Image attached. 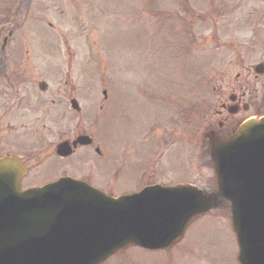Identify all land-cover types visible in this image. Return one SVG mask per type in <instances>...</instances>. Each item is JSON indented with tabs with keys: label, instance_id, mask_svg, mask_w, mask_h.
Masks as SVG:
<instances>
[{
	"label": "rangeland",
	"instance_id": "obj_1",
	"mask_svg": "<svg viewBox=\"0 0 264 264\" xmlns=\"http://www.w3.org/2000/svg\"><path fill=\"white\" fill-rule=\"evenodd\" d=\"M189 9L194 15L198 12L199 15H209L211 12H214L213 15H224L215 21L217 35L214 40L227 46L218 51H227L229 58L233 57V51L239 45L246 43L253 29V20V25L259 24V29H264V22L260 21L264 17H259L264 15V0H0V24L3 25L0 29V46L6 41L4 53L0 52V60L3 59L11 71L17 72L18 77L27 79L25 92L30 100H35V95H41L38 83L45 81L48 87H53L65 77L66 72L61 70L60 65L61 61L67 64L61 55L65 43L62 34L67 36V45L73 52L83 50L86 54L92 47V40H95L101 61L95 65L93 59L92 64L82 67L85 88L89 92L91 83H94L92 81L96 79L95 94H101L110 79H116L121 86L125 85L121 91L124 95L122 109L129 114V121L122 129L136 136L142 128L151 130L162 123V113L146 109L150 107V101L146 99H156L158 94L188 95V88L193 84L196 107L198 109L203 103L204 109L207 100L209 103L214 101L213 88L219 84L226 87L223 74L219 76V63H216L221 59L220 54L205 40L214 30L211 21L202 18L193 22L195 54L189 46L190 54L187 48L186 56L181 61V51L177 49L182 42L180 39L175 41L177 47L171 46L176 50L170 52L169 39L175 37L174 30L180 31V27L178 23L172 24L165 15H189L186 13ZM88 15L112 17L94 18ZM48 21L53 22V27L47 25ZM95 24L99 29L98 37L94 34L97 29ZM231 43L236 46L231 48L228 45ZM10 52L17 57L11 62L8 59ZM83 54H79L77 66H81ZM173 55L178 57L174 58ZM11 71L5 69L3 73L9 74ZM73 72V77H82L79 70ZM227 72L230 78L244 71L240 66L229 64ZM102 80L105 81L103 86ZM7 126L6 120L0 119V129ZM6 132L0 130V140H7L9 144L8 147L0 146L2 151L11 147V141L19 138L17 134ZM40 132L41 124L34 122L27 134L39 136ZM119 137L126 141L123 135ZM138 142H141L140 138L125 142L128 148H132L128 153L126 177H119L113 185L105 186L100 178H96L105 193L120 196L125 191L135 189L139 179L128 177V174L137 173L136 170L147 164L141 150L150 143ZM182 148L172 150L168 157H163L161 162L169 175L165 171V175L158 178L171 183L190 180L199 187L213 182L215 172L206 151L195 150V171L189 177L188 157ZM52 169L54 171L48 172L45 177H29V181L45 183L57 179L54 175L61 169V163L53 164ZM225 210L196 219L185 237L170 250L148 251L128 247L105 264H240L231 215Z\"/></svg>",
	"mask_w": 264,
	"mask_h": 264
},
{
	"label": "flooded vegetation",
	"instance_id": "obj_2",
	"mask_svg": "<svg viewBox=\"0 0 264 264\" xmlns=\"http://www.w3.org/2000/svg\"><path fill=\"white\" fill-rule=\"evenodd\" d=\"M88 16L95 18V15ZM168 16L172 20L181 21L180 26L187 33V43L183 41L184 47L179 55L183 61L186 56L185 48H188L190 54L189 46L194 42L193 22L202 18L216 21L224 15ZM254 26L246 43L233 51L232 58L228 59L227 51L221 53L219 76L223 74L226 87L219 84L213 88V103L207 101L206 108L197 114L193 90L188 95L158 94L156 99H146L145 101H150V107L146 109L161 112L162 123L151 130L144 127L136 136L122 129L129 121V114L122 109L124 95L121 91L125 85L121 86L116 79H110L105 83L106 88H102L103 92L95 94V81H92L94 83H91L87 92L85 78L72 76V69H82L86 64H92L93 59L95 65L99 64L98 54L92 47L86 54L81 51L84 53L81 66H77L81 52H71V47L67 46L64 53L67 64L62 63L67 68L65 77L59 79L53 87H47L40 96L35 95V100H30L25 92L27 79L18 77L19 74L11 71L1 59L0 119L4 118L8 126L0 130H6V134H17L19 138L11 141L10 148L0 150V158L13 157L21 160L23 190L45 184L31 183L29 177H45L48 172L54 171L53 164L60 162L61 169L54 177H71L103 191L96 178H100L105 186L113 185L119 177H126L128 153L132 148H128L125 142L140 138L141 142L138 143L150 142L141 150L147 164L136 170L137 173L128 174V177H135L139 181L135 184V189L120 195L138 193L157 185H196L190 180L171 183L158 178L163 177L167 171L161 162L163 157H168L172 150L183 147L188 157L190 177L195 171L193 160L197 148L208 151L210 158V138L219 142L226 141L248 121L264 119V29H259V24ZM216 46L225 47L218 44ZM11 54L10 62L15 59V53ZM229 64L233 67L240 66L244 72H238L229 78ZM5 69L11 72L4 74ZM37 87L39 89V83ZM190 88H193V84ZM34 122L41 124L39 136L27 134ZM119 135H123L126 141L123 142ZM0 146L8 147L9 144L7 140H0ZM206 187L214 192L217 182L214 180ZM221 208L229 209L230 205L225 201Z\"/></svg>",
	"mask_w": 264,
	"mask_h": 264
},
{
	"label": "water",
	"instance_id": "obj_3",
	"mask_svg": "<svg viewBox=\"0 0 264 264\" xmlns=\"http://www.w3.org/2000/svg\"><path fill=\"white\" fill-rule=\"evenodd\" d=\"M211 145L213 195L181 186L114 199L92 188L81 193L71 180L21 192L20 163L0 160V264H101L127 246L168 249L223 200L239 262L264 264V119Z\"/></svg>",
	"mask_w": 264,
	"mask_h": 264
}]
</instances>
